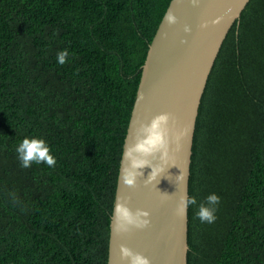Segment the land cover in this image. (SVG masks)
Returning <instances> with one entry per match:
<instances>
[{
	"label": "trees",
	"instance_id": "16d2710c",
	"mask_svg": "<svg viewBox=\"0 0 264 264\" xmlns=\"http://www.w3.org/2000/svg\"><path fill=\"white\" fill-rule=\"evenodd\" d=\"M169 2L0 0V264H107L124 137ZM202 97L187 264H264V0L227 32ZM25 136L55 165L23 167ZM212 193L216 220L202 222Z\"/></svg>",
	"mask_w": 264,
	"mask_h": 264
},
{
	"label": "water",
	"instance_id": "95a60500",
	"mask_svg": "<svg viewBox=\"0 0 264 264\" xmlns=\"http://www.w3.org/2000/svg\"><path fill=\"white\" fill-rule=\"evenodd\" d=\"M249 0H170L149 44L122 146L107 264H187L198 109L227 32Z\"/></svg>",
	"mask_w": 264,
	"mask_h": 264
},
{
	"label": "clouds",
	"instance_id": "9594fccd",
	"mask_svg": "<svg viewBox=\"0 0 264 264\" xmlns=\"http://www.w3.org/2000/svg\"><path fill=\"white\" fill-rule=\"evenodd\" d=\"M68 56V50L64 49L58 52V62L63 64ZM18 158L23 167H30L34 161L36 163L46 162L49 166H54L56 163L54 155L50 154V148L47 142L42 137L25 136L16 147ZM207 203L199 205L196 215L200 220L212 223L216 220V211L220 201L219 195L212 193L206 197ZM187 204H196L194 196L189 197L186 201ZM143 257H133L134 264H143Z\"/></svg>",
	"mask_w": 264,
	"mask_h": 264
}]
</instances>
